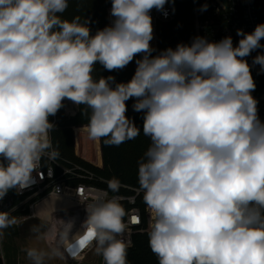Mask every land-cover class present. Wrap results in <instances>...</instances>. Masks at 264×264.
<instances>
[{"label": "clouds", "instance_id": "obj_1", "mask_svg": "<svg viewBox=\"0 0 264 264\" xmlns=\"http://www.w3.org/2000/svg\"><path fill=\"white\" fill-rule=\"evenodd\" d=\"M167 3L111 0V23L93 33L88 19H62L69 0H0V200L35 183L43 159L59 157L50 117L68 100L91 110L94 140L119 146L141 131L150 138L137 177L158 264H264V120L246 59L264 48V23L237 29L235 45L231 36H196L153 55L151 11L166 15ZM133 61L127 82L93 75L96 65L112 72ZM252 63L264 71V53ZM130 99L142 128L127 115ZM120 188L118 178L107 181L108 192ZM83 204L75 233L54 206L48 217L36 214L32 231L44 246L25 249L30 264L64 259L85 241L103 264H129L119 196ZM12 211H0V236L20 223Z\"/></svg>", "mask_w": 264, "mask_h": 264}, {"label": "built area", "instance_id": "obj_2", "mask_svg": "<svg viewBox=\"0 0 264 264\" xmlns=\"http://www.w3.org/2000/svg\"><path fill=\"white\" fill-rule=\"evenodd\" d=\"M187 0H169L165 5L166 15L153 9L151 11L154 38L150 42L156 50L153 53L164 50L159 47V28L162 24L174 22L179 16V2ZM193 6V29L196 36L206 37L209 41H219L226 36H231L234 45L238 43L240 37L237 36V29H242L246 33L252 32L255 27L263 23L259 11L253 0H227V6H223L218 0H190ZM207 4V10L202 11V7ZM111 7L107 9V23H111ZM264 44V40L261 41ZM175 48V47H174ZM260 53H264V48L257 49L246 57L251 65L253 76L264 79V71L259 65L253 64V58ZM125 80L123 82H127ZM252 95L258 100V110L261 120H264V92L255 88ZM131 101V99L129 100ZM65 106V104H64ZM67 112L68 109L65 107ZM74 112L72 116H76ZM68 116V115H67ZM55 120L57 122L58 115ZM54 147V146H53ZM50 170H53V174ZM35 183L22 191L10 189L7 195L0 200V211H12L21 223L36 217L41 210L40 216L48 217L51 207L54 206L53 215L65 221H74V227H80L86 219V211L83 203L89 201L95 195L111 197L118 195L126 210L125 240L130 241L128 249L134 246V238L137 234H147L151 221V211L147 206L142 209L138 206L139 199L143 195L138 188L121 184L123 190L130 191L131 194H113L107 191V180L96 175L86 167L72 162L65 157H59L52 161L47 158L41 161L38 174L33 173ZM22 212V213H21ZM18 213L20 216H18ZM26 215H22L25 214ZM73 227V228H74ZM82 230V229H81ZM83 232V230H82ZM89 244L85 241V246L80 248L75 257L66 253L63 259L69 264H79L83 262L88 253Z\"/></svg>", "mask_w": 264, "mask_h": 264}, {"label": "trees", "instance_id": "obj_3", "mask_svg": "<svg viewBox=\"0 0 264 264\" xmlns=\"http://www.w3.org/2000/svg\"><path fill=\"white\" fill-rule=\"evenodd\" d=\"M256 5L260 17L264 23V0H253ZM108 4H111V0H69V6L67 10L61 14L62 19L72 20L74 17L79 16L81 22L85 19L89 20V26L93 33L96 32L97 29H102L107 23V7ZM179 16L178 18L168 24L164 25H172L175 27V32L173 33V39L165 38L162 41L159 40V47L161 49L164 48V43L169 42L172 44L173 42L179 41L185 44L191 43L193 39V8L191 6L190 0L186 2H179ZM182 24L186 25L187 31L182 30ZM160 29V28H159ZM179 44V43H178ZM176 43L172 48L176 47ZM139 58V57H137ZM136 68L135 61L129 63L124 69L118 71L109 72L103 69L102 66L96 65L95 71L93 73L95 78H99L100 76H109L112 75L115 77L117 82H123L125 80H130L131 78H127L126 74L134 72ZM256 88L259 91L264 92V79L253 76ZM134 101H127L128 111L127 115L129 118L133 119L137 125V127L142 128L143 119L142 113H137L133 110L132 105ZM62 109L59 110V114H61ZM64 112V111H63ZM81 112V113H80ZM80 114H78L76 119L69 121L61 122L58 130L53 133V140L57 150L60 155L67 158L70 161H74L90 171L96 173V175L100 176L105 180H110L113 177L118 178L121 181V184L138 188V161L144 156L147 148L150 145V138L145 136L141 131L140 135L135 139L128 140L119 146L109 145L101 139L102 145V154L104 160V169H99L93 164H89L82 159L75 158L73 154V139L74 135H72V131L70 126L73 125H83L88 123V119L91 113V110L86 106L81 105ZM61 118V115H59ZM50 120L52 121L51 117ZM89 140V147L86 146V140ZM76 140L78 145V150L81 154L87 156L89 161L95 162L96 164L101 163V147H100V139L94 140L90 138L86 128L76 129ZM86 148V149H85ZM119 193L124 195L131 194L130 191L120 189ZM138 206L142 209L146 207L143 201V195L139 199ZM22 215H26L22 214ZM20 216V215H18ZM18 218V217H17ZM127 259L129 264H158L157 257L152 253L149 243H148V235L139 233L134 238V246L127 250ZM0 264L3 263V259L0 253Z\"/></svg>", "mask_w": 264, "mask_h": 264}, {"label": "rangeland", "instance_id": "obj_4", "mask_svg": "<svg viewBox=\"0 0 264 264\" xmlns=\"http://www.w3.org/2000/svg\"><path fill=\"white\" fill-rule=\"evenodd\" d=\"M218 1L223 6H227V0H218ZM109 7H111V4L110 5L108 4L107 8H109ZM192 8H193V6H192ZM175 30H176L175 27L172 25L162 24L160 26L159 40L161 41V46H163L162 41L165 38H167V39H173L174 38L173 33L175 32ZM182 30L184 31V33H185V31H187L185 24H182ZM194 37H195V34H194V30H193V38ZM177 41L178 42H175L176 44L182 43L181 41L178 40V38H177ZM175 43L173 42L172 44H170L169 42H165L163 49H166L168 47H173V45ZM125 72H127V74H126L127 78H132L134 72H132V73H129L128 71H125ZM64 104H65V106L63 108H61L62 109L60 112L61 114H59V111L57 113V115H58L57 122H56L54 116L51 117L52 122H54L57 126L56 129L50 133L52 143H53V146L55 148H56V146H55V143L53 140V133L56 130H58L60 123L64 122V121H69L70 118H71V120L76 119L79 116L78 114L81 113L80 112L81 105L77 106L73 102L68 101V100H65ZM65 107H67L69 112H67ZM74 112H77L78 116L77 115L72 116ZM59 115H61V118ZM86 125L87 124L73 125V126H70V129L72 131V135H74L72 137H74V139H73V154H74L75 158L82 159L83 161L90 164V162H88L89 160H86L87 156H85L79 152L77 140H76V129L86 128ZM89 143L90 142L87 139L86 140V146ZM88 147H89V145L87 146V148ZM100 147H101V157L103 158L101 139H100ZM102 161L104 163L103 159H102ZM72 162H74V161H72ZM92 163L96 166L95 162H92ZM99 164H101V163H99ZM102 169H104V167ZM15 214H14V216L16 217L17 215H15ZM18 215H19V213H18ZM29 220L23 222L20 225H16V226H13V227H10L8 229L3 230V235L0 236V253H1V257L3 259L4 264H17L18 257H20V263L21 264H28L26 261L27 256H26L25 249L27 247H30V246H41V247L44 246L43 243L37 239L36 234L32 231L33 225L40 223V221H38V219H35V218H31ZM80 248H82V247L74 245L73 247H71L69 249V251L72 252L73 256H75L76 253L80 250ZM47 264H69V263H66L63 259H54V260L48 261ZM79 264H103V259H102V256H99L95 253L94 246L89 245L88 253L86 255L85 260L83 262H80Z\"/></svg>", "mask_w": 264, "mask_h": 264}, {"label": "crops", "instance_id": "obj_5", "mask_svg": "<svg viewBox=\"0 0 264 264\" xmlns=\"http://www.w3.org/2000/svg\"><path fill=\"white\" fill-rule=\"evenodd\" d=\"M103 159V158H102ZM86 160H89L88 158L86 159ZM88 162H90L91 164H93L91 161H88ZM94 165V164H93ZM96 166H97V168H99V169H102L103 167H104V163H103V161H101V164H96ZM27 263L28 264H30V261L28 260V258H27ZM64 263V262H63ZM17 264H21L20 263V257H18V259H17Z\"/></svg>", "mask_w": 264, "mask_h": 264}, {"label": "bare ground", "instance_id": "obj_6", "mask_svg": "<svg viewBox=\"0 0 264 264\" xmlns=\"http://www.w3.org/2000/svg\"><path fill=\"white\" fill-rule=\"evenodd\" d=\"M30 221V220H29ZM22 224V223H21ZM78 230H80V227H74L73 229H72V231H73V233H75L76 231H78ZM81 233L83 234V232H82V230H81ZM71 257H75V256H73L72 255V252H70L69 251V249H68V252H67Z\"/></svg>", "mask_w": 264, "mask_h": 264}, {"label": "snow or ice", "instance_id": "obj_7", "mask_svg": "<svg viewBox=\"0 0 264 264\" xmlns=\"http://www.w3.org/2000/svg\"><path fill=\"white\" fill-rule=\"evenodd\" d=\"M82 244L84 243V241L81 242Z\"/></svg>", "mask_w": 264, "mask_h": 264}]
</instances>
